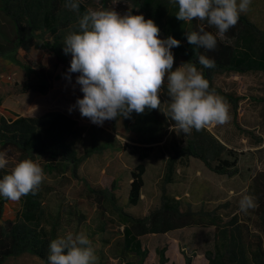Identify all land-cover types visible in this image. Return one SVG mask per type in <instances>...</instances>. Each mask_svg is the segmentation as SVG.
<instances>
[{
  "label": "rangeland",
  "instance_id": "obj_1",
  "mask_svg": "<svg viewBox=\"0 0 264 264\" xmlns=\"http://www.w3.org/2000/svg\"><path fill=\"white\" fill-rule=\"evenodd\" d=\"M81 3L92 9L101 6L104 9H113L121 15L131 10L133 15L142 14L145 19H149L128 0H112L107 6L103 5L102 0H81ZM241 15L248 17L251 23L264 32V0H252L250 10ZM14 35L13 23L2 11L0 2V44L4 51H10L5 39H12ZM160 37L165 38L162 32ZM21 51L9 52L0 58V102L14 107L18 115L23 117L40 118L50 111L60 110L72 115L79 123L88 127L84 142L76 145L78 157L88 147L108 143H114L116 147L115 150H106L80 164L76 169V177L70 165L62 164L51 173L45 170V162H37L45 174L39 190L40 206L46 218L42 228L46 232L54 228L57 237L68 232H84L92 241L97 257L96 264H125L127 261L136 263L139 258L124 252L123 227L117 214L105 204L108 195L113 194L117 206L136 218H145L160 208L163 189L171 199L179 201L181 211L215 213L224 223L235 214L243 216L239 210V199L245 192L248 194L254 176L264 171L263 73L209 75L215 92L230 104V120L224 125L208 126L205 130L221 145L237 153V172L230 176L217 175L202 161L190 158L177 162L171 183L165 184L169 159L192 134L178 135L169 128L164 142L154 145L150 157L145 161L146 187L142 191L141 204L131 207L128 204L131 171L139 162L132 148L122 150L126 144L133 145L132 140L112 130L113 121L120 126L119 119L107 120L102 125H97L82 117L78 108L73 107L78 98H83L80 86L76 84L79 73H69V68L61 65L57 57L50 53L32 50L24 55ZM173 54L175 70L186 61ZM198 69L205 75L203 68ZM40 79L48 86L46 94L24 93V85L40 86ZM160 100L164 115L163 111L168 107L164 91L160 93ZM120 131L123 133L121 128ZM6 153L9 164L5 169H0V174L3 175L10 172L18 162L14 152ZM90 189L106 191L108 194L98 203L99 196L90 193ZM101 204L108 208V212L101 209ZM23 208V202L5 206L8 214L21 212ZM249 213L254 212L250 210ZM215 233V227H192L140 237L142 248L147 253L144 264H159V250H164L167 264H186L187 258L191 259L192 264H210L206 255L215 250ZM5 264L47 263L25 254Z\"/></svg>",
  "mask_w": 264,
  "mask_h": 264
},
{
  "label": "trees",
  "instance_id": "obj_2",
  "mask_svg": "<svg viewBox=\"0 0 264 264\" xmlns=\"http://www.w3.org/2000/svg\"><path fill=\"white\" fill-rule=\"evenodd\" d=\"M112 0H102L107 6ZM139 8L149 19L160 28L164 37L172 36L180 41V46L173 48L176 57H182L197 68H203L198 63V56L203 54L215 60L216 66L205 70V78L209 81L210 74L216 73H254L264 74V32L240 15L235 27L230 28L224 35H217V45L214 50H206L190 45L186 32L196 31L203 27L214 35L217 30L206 22L193 20L184 22L176 18L178 4L170 0H128ZM2 11L13 23L15 35L5 39L10 51H4L0 44V58L9 52L22 50L28 55L32 50L47 52L58 62L70 67L71 54L63 51V42L67 34L79 31L78 20L88 9L80 3L79 11L75 12L66 7V0H0ZM24 93L35 92L46 94L48 86L40 79L38 85H24ZM165 98L170 101L166 87ZM161 108V106H160ZM162 108L148 110L143 114L131 113L130 118H118L120 126L113 121L112 130L132 140L133 145L126 144L122 150L132 148L138 157V165L131 171V184L128 204L136 207L141 204L142 191L145 186V161L150 157L153 146L164 142L173 123L162 114ZM0 117V151L14 152L18 161L32 159L34 162H45L48 172H55L62 164L73 167L76 177L78 166L95 155L106 150H115L114 143L85 148L81 157L77 156L76 145L85 140L88 127L79 123L72 115L60 111H50L40 118H25L5 113ZM117 120V119H116ZM123 130V133L120 131ZM264 132V113H263ZM189 135V134H188ZM190 136V135H189ZM184 145L176 149L167 163L165 184L172 181L175 165L178 161L194 158L202 161L213 173L230 176L237 172L238 155L233 150L221 145L210 133L203 129H193ZM2 172V171H0ZM9 172H5L8 174ZM0 174V179L3 178ZM90 193L99 196L100 203L106 191L90 189ZM248 194L257 199L258 207L254 213L235 214L224 223L215 213L181 211L179 201L171 199L163 189L161 206L145 218H136L125 213L117 206L113 194L105 198L117 214L123 227L124 252L136 255L138 262L127 261L125 264H144L146 251L142 248L140 237L150 234H166L183 228L215 227V250L206 255L210 264H264V171L254 176L248 189ZM40 190L35 195L28 194L17 202L6 198L0 199V264L23 256L25 254L39 258L47 263L48 248L51 240L57 238L55 229L46 232L42 228L45 213L40 206ZM23 202V210L8 214L5 206ZM100 205L106 213L108 208ZM109 209V210H110ZM159 264H167L164 250L158 251ZM186 264H192L190 258Z\"/></svg>",
  "mask_w": 264,
  "mask_h": 264
},
{
  "label": "clouds",
  "instance_id": "obj_3",
  "mask_svg": "<svg viewBox=\"0 0 264 264\" xmlns=\"http://www.w3.org/2000/svg\"><path fill=\"white\" fill-rule=\"evenodd\" d=\"M81 0H66V7L78 12ZM178 4L176 18L184 22L198 20L214 27L217 34L205 31L186 32L190 45L214 50L217 35L222 36L236 26L240 15L250 10L252 0H170ZM79 31L66 35L64 53L71 54L69 73H79L76 84L83 98L73 107L93 124L131 113L143 114L146 109H160V93L170 97L164 115L173 122L170 130L178 135L201 131L211 125L229 122V102L210 89L203 72L191 62L174 68L172 49L180 41L160 37V28L152 19L121 15L113 9L88 8L78 20ZM203 68L216 66L215 60L198 56ZM71 111V108H70ZM9 164L7 153L0 151V169ZM45 178L42 166L32 159L18 161L0 179V196L17 202L28 194L35 195ZM239 210L248 214L258 207L257 199L245 192L239 199ZM92 241L84 233L68 232L51 240L47 264H96Z\"/></svg>",
  "mask_w": 264,
  "mask_h": 264
},
{
  "label": "crops",
  "instance_id": "obj_4",
  "mask_svg": "<svg viewBox=\"0 0 264 264\" xmlns=\"http://www.w3.org/2000/svg\"><path fill=\"white\" fill-rule=\"evenodd\" d=\"M5 113H10L16 118L23 117L22 115H18L14 107L10 106L9 104H5L4 102L1 101L0 102V117H6ZM25 118H30V117H25ZM0 199H2V197Z\"/></svg>",
  "mask_w": 264,
  "mask_h": 264
}]
</instances>
